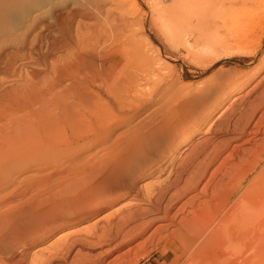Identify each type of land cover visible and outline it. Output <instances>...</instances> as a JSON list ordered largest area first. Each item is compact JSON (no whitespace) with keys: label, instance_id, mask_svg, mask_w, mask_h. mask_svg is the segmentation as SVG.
I'll list each match as a JSON object with an SVG mask.
<instances>
[{"label":"bare ground","instance_id":"obj_1","mask_svg":"<svg viewBox=\"0 0 264 264\" xmlns=\"http://www.w3.org/2000/svg\"><path fill=\"white\" fill-rule=\"evenodd\" d=\"M256 1L173 0L169 12L180 23L163 24L164 33L175 45L189 38L204 45L207 31L224 30L237 46L246 44L248 21L263 19H244ZM128 6L138 9L136 0H0V264H25L34 241L62 219L124 196L140 201L138 183L147 177L163 179L142 195L151 208H140L142 215L137 207L120 208L115 224L108 223L118 229L106 249L78 250L68 261L75 246L96 245L71 236L58 254L35 264H104L153 225L139 247L164 233L176 260L191 252L208 264H264V113L253 124L264 101L251 100L250 114H219L194 143L228 83L174 87L142 49ZM201 197L202 212L210 214L198 225L194 204ZM105 226L95 241L102 242Z\"/></svg>","mask_w":264,"mask_h":264},{"label":"rangeland","instance_id":"obj_2","mask_svg":"<svg viewBox=\"0 0 264 264\" xmlns=\"http://www.w3.org/2000/svg\"><path fill=\"white\" fill-rule=\"evenodd\" d=\"M138 9H130L128 6V15L134 18V30L137 34V39L139 40L141 47L143 50L148 52V55L157 63L160 64V68L164 69V73L167 77V80L173 84L174 87L182 86L187 88L191 86L192 88L203 89L204 87L209 85V87H214L216 85L220 86L223 84H227L226 88L222 91V95L219 101V104L215 106L214 111L209 116V121L202 126V129L193 136V142H197L198 137L202 136V131L208 127L212 121H214L215 117L223 112L226 113V117H237L240 113L247 111L249 107V102L253 99H256L263 102L264 96V0H257L256 4H250L247 6L248 12L246 19H255L260 16L263 19H256V22L252 24L248 21L247 31L245 32L246 37L248 38V42L242 45H236L232 40V34L227 35L228 33L224 30L219 32L215 29L207 31L204 38V45L202 43H195L189 38L182 45H175L171 43L167 39L166 33H164L163 24H177L180 23L178 19L171 15L169 12L171 9H176V6L173 0H136ZM127 7V6H126ZM193 10V7H191ZM250 12V13H249ZM249 13V14H248ZM252 16V17H251ZM173 17V18H172ZM243 18V17H242ZM241 19V20H244ZM240 22V17L238 18ZM237 20V21H238ZM230 20L231 25L234 23ZM238 22V23H239ZM143 25V26H142ZM229 25V21H226V27ZM142 26V29H141ZM220 27V25H219ZM163 28V29H162ZM246 29V28H245ZM244 29V30H245ZM218 30V29H217ZM40 31V26H37L34 29H24L21 32H37ZM210 32V33H209ZM212 33V34H211ZM247 33V34H246ZM217 34V35H216ZM216 37H215V36ZM227 37L226 42H220V38L224 36ZM32 38L31 34L29 35V39ZM206 38V39H205ZM214 38V39H213ZM216 38V39H215ZM213 41H212V40ZM209 42V44L207 43ZM212 42V45L210 44ZM218 42V43H217ZM186 43V45H185ZM208 44V45H207ZM186 46V47H185ZM195 46V47H194ZM244 46V47H243ZM208 47V48H207ZM249 78V80H246ZM245 83L242 88H233L236 82ZM222 83V84H221ZM232 83V84H231ZM231 85V86H230ZM256 85H259L258 88L251 93L250 97L246 100H242L240 98H244V96L249 93ZM232 91V92H231ZM225 92V93H224ZM260 92V93H259ZM217 93V92H216ZM262 93V94H261ZM219 95L221 94L218 93ZM261 94V95H260ZM255 96V97H254ZM260 96V99H258ZM239 97V98H238ZM235 98H238L234 101ZM256 100V101H257ZM259 102V103H261ZM257 103V104H259ZM233 105V106H232ZM231 106V107H230ZM233 110V111H232ZM252 110L247 111V114H250ZM264 113V106L259 111L255 112L253 115L254 122ZM252 124V125H253ZM221 139L228 138L225 135H216ZM258 137V138H262ZM260 139L257 140L256 144H259ZM242 143V142H240ZM251 145H245L243 149H251ZM186 146L181 147L180 153L184 151ZM225 156V155H224ZM238 158H242V154L239 153ZM181 158H178L177 161H180ZM236 160L234 161V163ZM163 179H157L155 177H147L146 180H142L138 183L140 188L141 200L137 202L129 201V197H122L116 201L109 202L102 210H95L96 212H91L88 215H77V217L69 218L70 221L60 220L56 225L53 226L54 229L51 228V231L46 232L43 237L36 239L32 247L28 250V254L26 256L25 264H35L39 261H43L44 258L52 254H58L64 247L65 244L72 240V237L82 235L88 241L93 242L92 244H96L93 249L84 248L82 249L80 246H75L73 248V252L69 255L68 261L75 255V253L80 250L83 253H91L92 255H96L101 252L103 249H106L105 245L112 244V236L116 233V229L118 228H109L113 223L115 224L117 218H119V213L116 216L117 211L120 208H131L137 209L139 208V214L142 215L141 209L151 208L150 204L147 203L146 194H148V190H158L160 188L159 182L162 183ZM207 181L204 179L200 184L197 190H199L203 184ZM159 184V186H158ZM152 187H151V186ZM155 187V188H154ZM157 187V188H156ZM143 188V189H142ZM149 188V189H148ZM142 189V190H141ZM146 190V192L144 191ZM170 190V191H169ZM168 192L165 193V198H168L172 189L169 188ZM151 192V191H150ZM149 192V193H150ZM154 192V191H152ZM142 195L146 198H142ZM190 197H182L175 205L174 209L176 210L182 202L187 200ZM128 198V199H127ZM142 199H146L143 200ZM176 201V196L173 198ZM204 201H206V197H201L199 200L195 201L194 207L197 210H201V214L197 219L196 224L200 225L206 222V215L210 214V211L202 212L204 208ZM131 203L133 205H131ZM147 203V204H146ZM139 207H138V205ZM130 205V206H129ZM136 205V206H135ZM102 204L99 205V207ZM133 206V207H131ZM137 207V208H136ZM141 208V209H140ZM123 209V210H124ZM122 209L120 210L123 211ZM138 210V209H137ZM199 210V211H200ZM103 211V212H102ZM119 212V211H118ZM185 215H188V212H185L184 215H179L174 220V224H178V222L182 221L185 218ZM115 216L117 218H115ZM114 217V219H113ZM77 218V219H76ZM81 218V219H80ZM147 215L144 216L141 220L145 221ZM144 219V220H143ZM112 220V221H111ZM65 221V222H64ZM112 224L109 225L111 222ZM114 221V222H113ZM110 222V223H109ZM101 223V224H100ZM103 223V224H102ZM105 223V224H104ZM109 223V224H108ZM97 224V225H96ZM113 224V225H114ZM103 225H109L107 228L110 230L105 231L106 234L102 237V242L100 240H96V236L99 234L103 228ZM102 226V227H101ZM131 224L128 226L130 227ZM57 227V228H56ZM100 227V228H99ZM155 225H153L148 231L145 233L142 239H136L127 247L122 248L119 251H114L112 254L104 258V264H208L209 261H199L201 255L190 257L191 252L186 254L184 258L176 260V252L172 248V244H167L164 242V233L153 237V239L145 246V248L139 247L140 243L148 238V235L155 229ZM115 229V230H114ZM175 228H169V233ZM53 230V231H52ZM100 230V231H99ZM112 230V231H111ZM113 233V234H112ZM90 237H89V236ZM111 236V237H110ZM109 237V238H108ZM70 238V239H69ZM43 239V240H40ZM94 239V240H93ZM107 240V241H106ZM65 241V242H64ZM96 243H95V242ZM67 242V243H66ZM98 242V244H97ZM108 242V243H106ZM65 243L64 245H62ZM104 244V246H103ZM58 248H57V247ZM100 246V247H99ZM103 247V248H102ZM54 248V249H53ZM53 249V250H52ZM95 249V250H94ZM94 250V251H93ZM125 252H129V254L123 257ZM143 254H146L143 256ZM122 256V258H121ZM120 257L118 260L117 258ZM116 259V260H115ZM134 260V261H133ZM132 262V263H131ZM57 264V263H55ZM220 264V263H215ZM233 264V262L231 263Z\"/></svg>","mask_w":264,"mask_h":264}]
</instances>
